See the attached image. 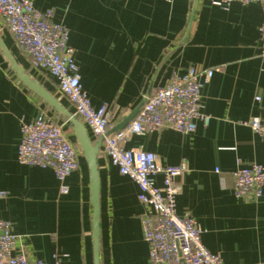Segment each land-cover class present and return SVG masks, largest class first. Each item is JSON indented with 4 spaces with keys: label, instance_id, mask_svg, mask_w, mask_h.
I'll list each match as a JSON object with an SVG mask.
<instances>
[{
    "label": "crops",
    "instance_id": "0c3cea01",
    "mask_svg": "<svg viewBox=\"0 0 264 264\" xmlns=\"http://www.w3.org/2000/svg\"><path fill=\"white\" fill-rule=\"evenodd\" d=\"M31 1L67 28L82 89L93 109L107 105L109 131L173 75L190 67L216 69L201 89L207 124L199 120L186 135L168 128L134 135L125 147L150 152L165 167L185 164L176 211L198 222L209 252L219 253L224 264H264V197L236 199L232 193L235 170L264 167V142L246 125L253 117L264 119L263 5L232 3L223 10L203 0ZM0 43L23 74L73 116L56 81L31 66L1 20ZM40 111L64 125L79 151L65 195L52 170L16 160L20 126ZM97 172L99 264H148L141 231L146 209L137 201L136 185L106 158L97 157ZM155 182L161 186V177ZM0 193V219L11 225L14 255L47 264H94L89 172L71 126L18 80L1 47Z\"/></svg>",
    "mask_w": 264,
    "mask_h": 264
},
{
    "label": "built area",
    "instance_id": "2783aa9c",
    "mask_svg": "<svg viewBox=\"0 0 264 264\" xmlns=\"http://www.w3.org/2000/svg\"><path fill=\"white\" fill-rule=\"evenodd\" d=\"M203 1L223 10L232 3H258L264 7V0ZM0 20L18 50L29 57L31 66L56 81L59 96L70 103L73 116L82 122L90 137L101 140L98 156L108 159L121 176L136 185L137 201L146 209L141 217V231L148 246V264H224L219 253H211L203 246L198 222L179 216L176 211V200L183 192L178 178L185 171V164L165 167L154 154L125 147L134 135L165 128L186 135L195 131L199 120L207 124L210 118L200 113L201 89L216 69L190 67L183 76L173 75L165 86L145 97L139 113L123 130L110 132L107 105L98 109L90 105L80 84L74 50L68 44L69 32L63 24L52 20V11H37L31 0H0ZM259 35L264 56V18ZM246 125L264 142V119L253 117ZM78 155L64 125L56 124L44 111L32 122L21 124L17 163L52 170L60 195L67 193L65 181L77 170ZM159 176L161 186L155 182ZM232 176L236 199L264 197L261 165L239 167ZM3 197L4 193H0V199ZM14 244L10 223L0 219V264H47L41 260L30 262L22 254L14 255ZM51 264L62 262L56 259Z\"/></svg>",
    "mask_w": 264,
    "mask_h": 264
},
{
    "label": "water",
    "instance_id": "95a60500",
    "mask_svg": "<svg viewBox=\"0 0 264 264\" xmlns=\"http://www.w3.org/2000/svg\"><path fill=\"white\" fill-rule=\"evenodd\" d=\"M194 17V10L192 11L190 17V23H192ZM0 47L3 50L6 58L8 59L12 70L15 72L18 80L27 87L33 94L40 98L44 103H46L50 108H52L56 113L62 115L67 119L70 124L72 132L74 134L76 143L81 151V155L86 161V165L89 172L90 179V203L92 206V236H93V249H94V264H99L98 248H99V190L100 183L97 172V157L100 149L101 140L92 143L88 134L85 131L84 126L72 116L63 106L59 104L57 99L43 89L38 83L31 81L28 76L24 75L22 70L17 67L14 60L7 53L3 45L0 43ZM145 100H143L133 111L128 115L123 116L120 123L117 124L110 132H116L123 130L139 113L141 107L143 106Z\"/></svg>",
    "mask_w": 264,
    "mask_h": 264
}]
</instances>
